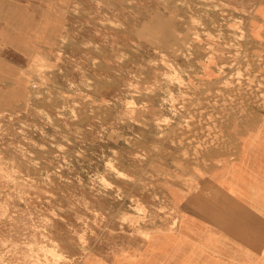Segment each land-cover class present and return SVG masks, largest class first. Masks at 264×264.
I'll return each mask as SVG.
<instances>
[{"label":"rangeland","instance_id":"1","mask_svg":"<svg viewBox=\"0 0 264 264\" xmlns=\"http://www.w3.org/2000/svg\"><path fill=\"white\" fill-rule=\"evenodd\" d=\"M262 8L0 0V264H264V161L213 172L264 127V103L222 99L264 96ZM198 109L220 122L201 136Z\"/></svg>","mask_w":264,"mask_h":264},{"label":"built area","instance_id":"2","mask_svg":"<svg viewBox=\"0 0 264 264\" xmlns=\"http://www.w3.org/2000/svg\"><path fill=\"white\" fill-rule=\"evenodd\" d=\"M229 39V37H228ZM222 44V46L224 47H231V45H233L234 43V40H219ZM225 53V54H224ZM224 53H219V55L221 56H225V55H230V53L228 52H224ZM212 54H210V57ZM232 61H236V68L232 66H230L231 69H235V72H234V75L236 74H239V75H246L248 72L246 71V69H243L242 67L239 68L237 65H238V60L236 59H232ZM221 64H225V63H221ZM243 66V65H242ZM244 71V72H242ZM246 72V74H245ZM247 76V75H246ZM244 78V77H243ZM239 81V80H238ZM241 84H237L232 90H228L226 92H224V96H223V101H224V105H226V108H229V107H236V106H242V105H245V106H254V105H260V103H264V96L261 95V93H259L256 89V87H250V88H247L245 87V81L244 83L240 82ZM222 86V84L220 83L218 85L219 88L217 89H220V87ZM207 87V86H205ZM227 89V88H226ZM216 91V90H214ZM210 96V95H209ZM212 104L209 102V104H207L206 106L205 105H202V109H204L205 111V108H209L211 107ZM201 109V110H202ZM206 115V113H205ZM204 115L203 112L200 111V109L196 110V115L194 116V126L196 128V130L199 132V136L203 135L202 133V126H205V124H208V123H216V124H219L220 122L218 120H213V121H207L208 118H206V116ZM198 138H201V137H198Z\"/></svg>","mask_w":264,"mask_h":264},{"label":"bare ground","instance_id":"3","mask_svg":"<svg viewBox=\"0 0 264 264\" xmlns=\"http://www.w3.org/2000/svg\"><path fill=\"white\" fill-rule=\"evenodd\" d=\"M216 14V13H215ZM262 16L264 17V10H263V8H262ZM262 24H264L263 23V21H262ZM257 27H253L252 29H253V32L254 33H256L254 30L256 29ZM261 28V27H260ZM259 29V28H258ZM237 32L238 31H236V32H234V30H232V34H234V35H236L237 34ZM245 31L244 30H241V33H244ZM227 34V33H226ZM225 35V34H224ZM219 42V41H218ZM255 44V43H254ZM208 45H210V44H208ZM250 46V45H249ZM250 50V49H249ZM246 51V50H245ZM233 57V56H232ZM231 57V58H232ZM248 57V56H247ZM253 59V58H252ZM251 59V60H252ZM260 61V60H259ZM242 61H240L239 63H241ZM243 64V63H242ZM241 66V65H240ZM250 70V69H249ZM247 71V70H246ZM246 73V72H245ZM223 75V74H222ZM261 75V74H260ZM250 77V76H249ZM231 79V78H230ZM235 79V78H234ZM243 79H245V78H243ZM242 81V80H241ZM245 81V80H244ZM195 82V81H194ZM264 83V82H263ZM233 84V83H232ZM200 86V85H199ZM234 86V85H233ZM248 87V86H247ZM196 89V88H195ZM262 90V89H261ZM196 91V90H195ZM187 95V94H186ZM193 97V96H192ZM204 97V96H203ZM219 97V96H218ZM186 98V97H185ZM205 98V97H204ZM187 99V98H186ZM185 99V100H186ZM187 104V103H186ZM213 105V104H212ZM261 105V104H260ZM180 107V106H179ZM264 108V107H263ZM188 121V120H187ZM181 125V124H180ZM186 127V126H185ZM184 127V128H185ZM186 130V129H185ZM261 132H263L262 131V128H259V130L257 131V133H256V136H252V139H251V141H249V138H247L246 140H244L243 141V143L241 142L240 143V146H239V154H237V156L238 157H236L235 159H233L232 161H230V162H227V163H224V164H228L230 167L228 168L229 170H231V172L233 173V174H235L234 173V171L236 170V167H238L239 165H240V163L242 162V161H244L245 160V158H244V156L246 155H244V156H242V152H243V150H249L250 149V142H252V140L254 139V140H256V138L259 136V134L261 133ZM264 133V132H263ZM261 135V134H260ZM246 136V135H245ZM249 137V136H248ZM262 137L264 138V136H263V134H262ZM261 141V140H260ZM250 143V144H249ZM256 143V142H255ZM263 144H264V141H263ZM254 146H256V144L254 145ZM258 146H260V145H258ZM262 146V145H261ZM244 152H246V151H244ZM246 157V156H245ZM253 157H255L254 156V154H253ZM249 158V157H248ZM256 159H258V158H256ZM248 160V159H247ZM258 161H260V160H258ZM250 162V161H249ZM260 163V162H259ZM217 166L216 167H218L219 169H215L213 172H215V174H217V173H219V170H221V168L223 169V165L219 162V163H215ZM251 164V163H250ZM249 164V165H250ZM252 164H253V162H252ZM257 165H259V164H257ZM256 165V166H257ZM5 167V166H4ZM242 167V166H241ZM256 168V167H255ZM261 167H259V169H260ZM250 170V169H249ZM246 171V170H245ZM251 171V170H250ZM249 171V172H250ZM261 172V171H260ZM245 173V172H244ZM262 173V172H261ZM236 175V179H237V182H236V184H238V185H240V184H242V183H245V180L243 179L244 177H243V175L242 174H235ZM238 181H241L242 183H238ZM212 183H213V180L212 181H199L198 183H197V185L193 188V191H196L197 192V195H198V193L199 192H204V190L205 189H207L210 185H212ZM7 185V184H6ZM260 185V184H259ZM252 186V185H251ZM250 190V189H249ZM263 190V189H262ZM262 192V191H261ZM196 194V193H195ZM200 195V194H199ZM198 195V196H199ZM263 195V194H262ZM201 196V195H200ZM254 197V196H253ZM254 199V198H253ZM250 201V200H249ZM250 206V205H249ZM234 210V209H233ZM254 210V209H253ZM252 211V210H251ZM255 211V210H254ZM257 211V210H256ZM255 214V213H254ZM258 214V213H257ZM262 217V216H261ZM239 218V217H238ZM235 219V218H234ZM262 219V218H261ZM225 226L228 228V230H230V231H234V233H237V232H239V231H241V230H243L244 229V226L245 225H243V224H236V223H232V224H226L225 223ZM255 230V229H254ZM260 231V230H259ZM228 234V233H227ZM180 236V235H179ZM184 236V235H183ZM176 238V237H175ZM232 238V237H231ZM255 239V238H254ZM253 239V240H254ZM257 239V238H256ZM237 240V239H236ZM172 244V243H171ZM200 245V244H199ZM216 245V244H215ZM234 245V244H233ZM222 247V246H221ZM247 248V247H246ZM249 249V248H248ZM208 250V249H207ZM253 251V250H252ZM210 252V251H209ZM212 252V251H211ZM247 253V252H246ZM153 256V255H152ZM248 256V255H247ZM224 257V256H223ZM251 259H252V257H251Z\"/></svg>","mask_w":264,"mask_h":264},{"label":"crops","instance_id":"4","mask_svg":"<svg viewBox=\"0 0 264 264\" xmlns=\"http://www.w3.org/2000/svg\"><path fill=\"white\" fill-rule=\"evenodd\" d=\"M34 42H35V40H17V44L20 47L19 49L22 50L23 52L25 51V48L23 49L24 46H26L27 49H28V47L31 46ZM262 131L264 132V127H262ZM263 132L260 133L261 135L259 134V136L256 138V140L253 139L252 142H250L251 144L249 143L250 144V149L248 151L247 150H243L242 156H244L246 154L245 155L246 157L244 156L245 160L242 161L238 167H236V170L234 171L235 174H243L244 172H248L247 166H250L252 164V162L254 164V163H257V162L264 161V144H263L264 138L262 137V134L264 136ZM246 136H248V135H246ZM246 136L245 135L243 136L242 141H241L242 143H243L244 140L247 139ZM254 136H256V134ZM248 138H249V141H251L252 136H250ZM255 144H256V146H254ZM258 145H260V146H258ZM244 151H246V152H244ZM253 154H254L255 157H253ZM256 158H258V159H256ZM258 160H260V161H258ZM248 163L249 164L251 163V164L249 165ZM246 164H248V165L246 166ZM223 166H224L223 169L221 168V170H219V173L220 172H224V173L230 172L231 175H232V176L230 175V178L234 177L236 179V175L233 174L231 172V170L228 169L230 166L228 164H224ZM238 221H240V220H238Z\"/></svg>","mask_w":264,"mask_h":264}]
</instances>
